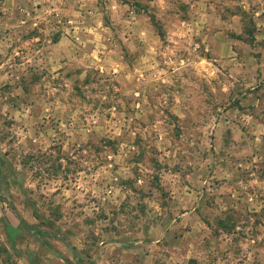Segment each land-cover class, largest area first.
I'll use <instances>...</instances> for the list:
<instances>
[{
	"label": "rangeland",
	"instance_id": "1",
	"mask_svg": "<svg viewBox=\"0 0 264 264\" xmlns=\"http://www.w3.org/2000/svg\"><path fill=\"white\" fill-rule=\"evenodd\" d=\"M0 264H264V0H0Z\"/></svg>",
	"mask_w": 264,
	"mask_h": 264
},
{
	"label": "trees",
	"instance_id": "2",
	"mask_svg": "<svg viewBox=\"0 0 264 264\" xmlns=\"http://www.w3.org/2000/svg\"><path fill=\"white\" fill-rule=\"evenodd\" d=\"M249 23H250V25L247 26V33H248V37H249L250 40H246V39L245 40L246 41H254V35H253L254 34V29L252 28V26L254 25V22L251 19ZM8 229L10 231V234H12L13 238H15V235H14L16 233L15 228L14 227H9Z\"/></svg>",
	"mask_w": 264,
	"mask_h": 264
}]
</instances>
